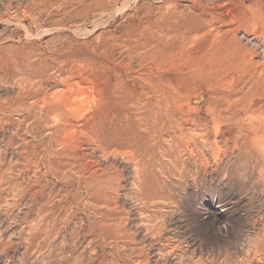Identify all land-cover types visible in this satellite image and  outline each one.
<instances>
[{
    "label": "rangeland",
    "instance_id": "rangeland-1",
    "mask_svg": "<svg viewBox=\"0 0 264 264\" xmlns=\"http://www.w3.org/2000/svg\"><path fill=\"white\" fill-rule=\"evenodd\" d=\"M164 90L197 164L127 151ZM0 264H264V0H0Z\"/></svg>",
    "mask_w": 264,
    "mask_h": 264
},
{
    "label": "bare ground",
    "instance_id": "bare-ground-1",
    "mask_svg": "<svg viewBox=\"0 0 264 264\" xmlns=\"http://www.w3.org/2000/svg\"><path fill=\"white\" fill-rule=\"evenodd\" d=\"M178 94L179 93H177V90H176V93H174L173 95H168V94H166V92L164 90V91L160 92L157 97L154 98V99H156L155 105H153V103H152L153 97H151V96L145 97V95L142 96L144 101L139 103L140 104V107H139L140 110L133 113L137 117L138 116H142V117L138 118L137 120L135 119V121L128 122L126 124V128H125V131H126L125 132L126 133L125 139L127 140V144L129 146V147L128 146H125V147L130 148V150H127V151H130L131 157L136 158L138 160V159H140V156H141V158H142V156H144V155L140 154V150H142L141 148H143V147L141 146V148H140L138 146L139 148H137V146L136 147L133 146L132 141H131L132 140L131 138H133V136L139 134L142 130L144 132H147V133L149 132L152 135V137H153V135L159 136L161 138L160 140L164 141V142H159V140H158V142H156V143L154 142L155 144L154 143H153V145L150 144V146L152 145L154 147V148L152 147V149L156 150V149L160 148L159 143H165L166 145L163 144V146L160 148V151L163 155H165L167 157L168 156L174 157V161H176L175 164L178 163V160H180V159L181 160L183 159L184 160L183 163H185V158L187 159V157H185V156H187V155H189V158H192L193 162L195 164H197V160H198V156H199L198 153L199 152L203 153V150L208 151V150L212 149V141H211V136H210L209 131H210V129H214V131L216 133H218V131L221 130V126H222L223 121H221L220 119H222L221 117H223V116H221L220 118L219 117H212L211 121L205 119L202 116L197 117L195 115L200 114L199 107L195 106L194 104H197V102L199 100L186 102L183 99V96L182 97L177 96ZM139 97H141V96H139ZM136 100H138V99H136ZM136 102H138V101H136ZM150 103H152V104H150ZM227 103H229V102H227ZM130 105H133V104H130ZM56 106H59V107L60 106H68V102L67 101L57 102L54 107H56ZM72 106L74 107L75 104H73ZM173 109H175L176 111L174 112ZM134 115H133V118H134ZM125 119H127V118H125ZM116 123L118 124V122H116ZM121 124H122V122H121ZM110 127H111V125H110ZM117 130H119V129H117ZM116 133H118V131ZM117 135H119L118 136V138H119L120 134H117ZM121 135H123V134H121ZM121 138H123V137H121ZM109 140H112V139H109ZM152 140H153V138H152ZM152 140H150V141H152ZM121 141H123V140H121ZM112 142H113V140H112ZM124 143H126V142H124ZM139 145H141V144H139ZM142 145L144 146L145 144H142ZM123 146H124V144H123ZM150 151H151V149H150ZM161 153H160V155H162ZM119 154H121V153H119ZM142 154H145V152ZM148 156H150V154H148ZM159 156H158V158H159ZM143 158H146V157H143ZM145 160H148V159H145ZM180 162H182V161H180ZM137 166H138V164H137ZM139 172H140V170H139Z\"/></svg>",
    "mask_w": 264,
    "mask_h": 264
}]
</instances>
